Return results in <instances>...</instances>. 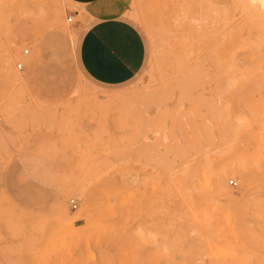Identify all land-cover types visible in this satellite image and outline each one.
<instances>
[{
  "label": "rangeland",
  "instance_id": "1",
  "mask_svg": "<svg viewBox=\"0 0 264 264\" xmlns=\"http://www.w3.org/2000/svg\"><path fill=\"white\" fill-rule=\"evenodd\" d=\"M114 2L146 57L105 87L75 7L0 0V264H264L261 1Z\"/></svg>",
  "mask_w": 264,
  "mask_h": 264
},
{
  "label": "crops",
  "instance_id": "2",
  "mask_svg": "<svg viewBox=\"0 0 264 264\" xmlns=\"http://www.w3.org/2000/svg\"><path fill=\"white\" fill-rule=\"evenodd\" d=\"M66 2L78 10L74 12L75 17H82L77 50L82 73L91 82L105 87L121 86L135 78L145 63V41L139 30L123 17L114 0ZM102 36L113 40L125 38L127 46L121 51L127 59L117 57ZM8 63L6 60V68Z\"/></svg>",
  "mask_w": 264,
  "mask_h": 264
},
{
  "label": "bare ground",
  "instance_id": "3",
  "mask_svg": "<svg viewBox=\"0 0 264 264\" xmlns=\"http://www.w3.org/2000/svg\"><path fill=\"white\" fill-rule=\"evenodd\" d=\"M169 1V0H168ZM196 1V0H195ZM201 1V0H200ZM261 1V3H259L260 5H259V8L262 10V13H263V16H264V0H260ZM250 2V1H249ZM192 3V2H191ZM196 3H198V2H196ZM195 3V4H196ZM129 4V3H128ZM185 4V3H184ZM243 4H244V2H243ZM132 5V4H131ZM198 5H199V3H198ZM207 5V4H206ZM178 7V6H177ZM189 7V6H188ZM129 8V7H128ZM180 8V7H179ZM246 8V6L243 8V9H245ZM258 8V7H257ZM256 8V9H257ZM259 8H258V10H259ZM241 9V8H240ZM126 11V10H125ZM189 11V10H188ZM203 11V10H202ZM208 11H210V10H207V8L205 9V12L206 13H208ZM215 11V10H214ZM190 12V11H189ZM211 12V11H210ZM213 12V11H212ZM241 13H242V10H241ZM212 15H214L213 13H211ZM122 15H125L124 14V12H123V14ZM132 16V15H131ZM130 16V17H131ZM217 16V15H216ZM135 17V16H134ZM218 17V16H217ZM241 18V17H240ZM243 18V17H242ZM247 18V17H246ZM197 21V20H196ZM242 21V20H241ZM247 21H248V18H247ZM143 22V21H142ZM243 22V21H242ZM142 25V24H141ZM237 30H239V28L237 29ZM239 32V31H238ZM231 40H232V38H231ZM206 42V41H205ZM212 43V42H211ZM211 43H209V44H211ZM245 44V43H244ZM246 45V44H245ZM259 45V44H258ZM28 52V51H27ZM258 52V51H257ZM260 53V52H259ZM258 53V54H259ZM261 54V53H260ZM239 55V54H238ZM209 56V55H208ZM260 56V55H259ZM210 61H212V60H210ZM230 67V66H229ZM8 69H9V65H8ZM12 70V69H11ZM196 71H197V69H196ZM13 71H10L9 72V74H11ZM17 72V71H16ZM249 74V73H248ZM12 79H14V81H16V80H20V82H21V79L19 78L20 76L19 75H17L16 73H12ZM199 76V75H198ZM245 76H246V73H245ZM4 78V77H3ZM8 78V77H7ZM94 97V96H93ZM117 97H119V96H117ZM121 97V96H120ZM100 100V99H99ZM116 100V99H115ZM120 101V100H119ZM111 103V102H110ZM101 105V104H100ZM101 107V106H100ZM102 108V107H101ZM163 158V157H162ZM240 171H241V178H242V181L245 183V184H248L249 185V183L251 182V177H250V175H249V173L245 170V169H242V168H240ZM222 175L221 174H215V176H214V183H215V190L218 192H220V191H222V187H223V185H222V183H221V180H222ZM249 189V188H248ZM253 199V198H252ZM212 200V199H211ZM210 202V201H209ZM212 202V201H211ZM22 209H24V208H22ZM87 210V209H86ZM42 212V211H41ZM87 212V211H86ZM255 212H256V217L257 218H263L264 219V201L263 202H259V203H257V205H256V209H255ZM8 213V212H7ZM10 213V212H9ZM12 214V213H11ZM22 214V213H21ZM20 214V215H21ZM89 214V213H88ZM247 214V212L245 211L244 212V214H242V216H245ZM222 216H224V215H222ZM221 216V217H222ZM225 217V216H224ZM256 218V219H257ZM244 220V219H243ZM258 221H261V220H259V219H257V222Z\"/></svg>",
  "mask_w": 264,
  "mask_h": 264
},
{
  "label": "snow or ice",
  "instance_id": "4",
  "mask_svg": "<svg viewBox=\"0 0 264 264\" xmlns=\"http://www.w3.org/2000/svg\"><path fill=\"white\" fill-rule=\"evenodd\" d=\"M102 39L105 40V43L108 45L109 49L114 51L117 57H122L125 60L127 59V56L121 51L122 47L127 46L125 38H117L113 40L111 38L102 36Z\"/></svg>",
  "mask_w": 264,
  "mask_h": 264
},
{
  "label": "built area",
  "instance_id": "5",
  "mask_svg": "<svg viewBox=\"0 0 264 264\" xmlns=\"http://www.w3.org/2000/svg\"><path fill=\"white\" fill-rule=\"evenodd\" d=\"M67 21H68V22H71V21H72V18L69 17V18L67 19ZM27 53H28V52L25 51V54H27ZM17 69L21 70V69H22V64H17ZM229 184H230L231 186H234V187L237 186V182L234 181V180H231V181L229 182ZM69 204H70V206H71L72 209H76L77 206H78L77 201L74 200V199H71V200L69 201Z\"/></svg>",
  "mask_w": 264,
  "mask_h": 264
}]
</instances>
